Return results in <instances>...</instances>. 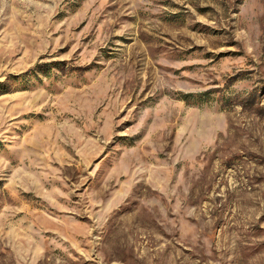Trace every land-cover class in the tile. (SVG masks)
I'll return each instance as SVG.
<instances>
[{
    "label": "rangeland",
    "instance_id": "obj_1",
    "mask_svg": "<svg viewBox=\"0 0 264 264\" xmlns=\"http://www.w3.org/2000/svg\"><path fill=\"white\" fill-rule=\"evenodd\" d=\"M0 264H264V0H0Z\"/></svg>",
    "mask_w": 264,
    "mask_h": 264
}]
</instances>
